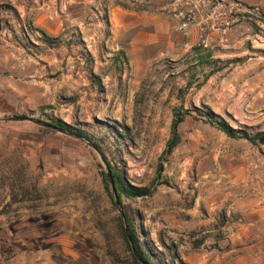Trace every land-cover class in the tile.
<instances>
[{"label":"rangeland","instance_id":"374dc122","mask_svg":"<svg viewBox=\"0 0 264 264\" xmlns=\"http://www.w3.org/2000/svg\"><path fill=\"white\" fill-rule=\"evenodd\" d=\"M190 61L125 67L92 91L80 78L78 89L63 86L54 103L25 116L42 112L86 131L124 180L155 187L122 204L153 264H264V145L208 121L212 111L254 135L264 131V103L243 106L232 95L212 99L214 109L204 104L205 73ZM185 110L183 142L164 156ZM103 170L77 138L0 121V264H133Z\"/></svg>","mask_w":264,"mask_h":264},{"label":"crops","instance_id":"0c3cea01","mask_svg":"<svg viewBox=\"0 0 264 264\" xmlns=\"http://www.w3.org/2000/svg\"><path fill=\"white\" fill-rule=\"evenodd\" d=\"M260 5L264 0H242ZM176 0H0V116L28 115L54 103L66 89H78L80 78L94 81L148 69L160 60L189 55L198 63L202 31L180 30L172 12ZM210 62L199 65L205 77L199 86L203 103L234 96L237 104L264 103V42L255 27L244 23L227 37L204 33ZM124 51L119 62L114 57ZM127 59V61L125 60ZM214 109V107H213Z\"/></svg>","mask_w":264,"mask_h":264},{"label":"trees","instance_id":"16d2710c","mask_svg":"<svg viewBox=\"0 0 264 264\" xmlns=\"http://www.w3.org/2000/svg\"><path fill=\"white\" fill-rule=\"evenodd\" d=\"M2 28V19H1V14H0V30ZM197 54H198V63L197 66L202 65L204 63H209L210 58H211V54L209 52H205L201 49V47H197ZM121 55L125 56V52L124 51H119L118 55H116L114 57V64L115 67L119 70H121V66L119 64L120 60H121ZM127 61V59H125ZM94 81L98 84H101V80L99 77L94 78ZM185 115H191V111L190 110H185L183 114H179L176 113L175 118L172 122L171 125V138L167 143V148L164 151V156H169L171 155L174 150L183 142V136L182 134L179 132V126L180 124L184 121V117ZM208 121L212 124L215 125L217 129H219L222 133H224L226 136H228L229 138L232 139H245L248 140L250 143L254 144V145H259V144H263L264 145V131H259L256 134H250L249 132L245 131V130H237L234 129L229 122H227L225 119H221L218 117V115H216L215 113H213L212 111L208 114ZM53 124H55L56 126L65 129L67 131L73 132L75 134H78L79 136L87 139L88 141L92 142L96 147H99V145L93 141V139L87 134L86 131L83 130H75L73 127H71L70 125H68L67 123H65L63 120H52L50 121ZM44 134H51V133H57L58 131H56L55 129L52 128H43ZM111 166V165H110ZM112 172H113V176H114V182H115V186L116 189L118 191V195L120 197L121 200V204H123V200L125 198L128 199H135V198H140V197H148V196H152L155 190V187H138V186H134L130 183H128L126 180H124L121 177V174L115 170L112 166ZM163 166L160 165L159 166V172L162 171ZM102 179H103V183H104V187L105 190L107 191L108 195L110 196L112 203L115 205L114 203V199L112 197V193L110 190V186L108 183V180L106 178V173L103 170L102 173ZM126 213V212H125ZM126 217H127V221H128V225H129V229H130V236H131V241L133 243V246L138 254V256L142 259V261L145 264H153V258L155 256V254L153 252H151L150 250L146 249L145 247H143V245L141 244L140 240L138 239V235L136 230L134 229L133 224L131 223V219L128 216V214L126 213ZM119 222H120V226L122 229V233H123V237L126 243V246L130 252L133 264H142L135 252L134 249L132 247L131 242L129 241V238L127 236L125 227L123 225V222L121 220V217H119Z\"/></svg>","mask_w":264,"mask_h":264},{"label":"built area","instance_id":"2783aa9c","mask_svg":"<svg viewBox=\"0 0 264 264\" xmlns=\"http://www.w3.org/2000/svg\"><path fill=\"white\" fill-rule=\"evenodd\" d=\"M172 12L181 21L180 30L185 36H190L191 27L202 31L198 46L203 51L210 49L209 39L204 33L216 31L225 38L244 23L255 27L253 46L254 42H264V10L260 5H250L242 0H176ZM50 112L45 109L44 115ZM39 117H42V112L37 119Z\"/></svg>","mask_w":264,"mask_h":264},{"label":"water","instance_id":"95a60500","mask_svg":"<svg viewBox=\"0 0 264 264\" xmlns=\"http://www.w3.org/2000/svg\"><path fill=\"white\" fill-rule=\"evenodd\" d=\"M0 121H15V122H30V123H34L40 127H43V128H52V129H55L56 131L62 133V134H65V135H68V136H71V137H74V138H77L85 143H87L89 146H91L94 150H96V152L100 155V158H101V161H102V164L104 165V168H105V173H106V178L108 180V183H109V186H110V190H111V193H112V197L114 199V203L119 211V214H120V217H121V220L123 222V225L125 227V230H126V233H127V236L129 238V241L131 242L132 244V247L134 249V252L138 258V260L142 263V264H145L142 259L138 256L134 246H133V243L131 241V236H130V229H129V225H128V221H127V217H126V213H125V210L123 209L122 207V204H121V200H120V197L118 195V191L116 189V186H115V182H114V176H113V172H112V168L111 166L107 163V161L105 160V158L102 156V154L99 152V149L93 144L91 143L90 141H88L87 139L79 136L78 134H75L73 132H70V131H67L65 129H62L58 126H56L55 124H53L52 122H48V121H44L42 119H37L35 117H29V116H22V115H5V116H0Z\"/></svg>","mask_w":264,"mask_h":264}]
</instances>
